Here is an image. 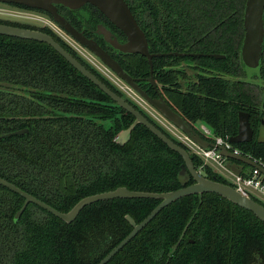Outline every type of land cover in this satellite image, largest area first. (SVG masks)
<instances>
[{
	"label": "trees",
	"instance_id": "obj_1",
	"mask_svg": "<svg viewBox=\"0 0 264 264\" xmlns=\"http://www.w3.org/2000/svg\"><path fill=\"white\" fill-rule=\"evenodd\" d=\"M125 1L152 52L201 54L185 57L193 64L188 75L194 77L193 88L185 85L175 94L188 121L205 123L216 135H233L238 112L249 111L252 125L257 126L258 116H264V89L245 80L240 59L247 0ZM86 7L90 15L98 14ZM0 23L34 29L15 21L0 19ZM38 29L77 56L48 28ZM211 53L226 57L202 55ZM168 59L153 60L161 82L175 75L173 70L164 73ZM124 67L133 76L148 72L147 62L140 56H133ZM261 74L264 78V55ZM133 120L132 114L48 44L0 35V177L61 212L87 195L119 186L151 192L181 187L178 172L182 158L145 126L136 125L126 144L115 142L116 135ZM21 129L27 132L14 133ZM234 147L264 162V143ZM190 157L203 176L230 184L195 154ZM226 166L235 173L251 169L229 159ZM23 202L22 196L0 185V264H97L131 231L125 215L138 223L160 200H100L85 206L70 223L29 203L14 222ZM106 264H264V222L216 193L187 195L161 209Z\"/></svg>",
	"mask_w": 264,
	"mask_h": 264
},
{
	"label": "water",
	"instance_id": "obj_2",
	"mask_svg": "<svg viewBox=\"0 0 264 264\" xmlns=\"http://www.w3.org/2000/svg\"><path fill=\"white\" fill-rule=\"evenodd\" d=\"M0 3H12L23 5L31 9H38L47 12L52 19L69 33L81 45L88 48L96 57H98L104 65H106L120 80L127 84L132 90L137 92L149 104L157 109V111L166 118L170 123L177 127L185 136L194 144L198 145L204 150L213 147L214 144L200 137L193 128L176 114L159 95L158 99H152L148 94L142 90L137 84V79L132 77L114 58H112L105 50H103L96 42L87 39L81 32L74 28L70 22L60 15L57 11V5H62L68 9H77L85 3H89L102 12L108 20L121 30L127 41L125 43H118L115 39H111L110 33L101 29L105 40L116 50L124 53H137L147 58L150 68V78L148 81L155 86L152 78L153 63L152 58L160 55L172 56H194L201 55L198 53H184L172 52L165 54H154L148 50L147 39L144 31L137 23L134 15L132 14L128 4L125 0H0ZM263 15H264V0H247L243 14V29L244 36L240 49V59L243 64L244 70L248 76L256 74L260 76V61L262 57V41H263ZM0 35L10 37H17L21 39L35 40L43 42L51 46L58 54H60L70 65H72L78 72L85 78L91 81L99 90L111 98L118 106L123 108L126 112L133 115V122L125 129L121 130L115 137V142L119 145L126 144L130 138L132 130L136 125L142 124L150 132H152L159 140L166 144L171 150L177 152L183 160V164L178 172V180L181 187L166 192H151L130 190L125 186H119L112 190H107L91 195H87L78 200L67 212H61L46 202L36 198L28 192L20 189L15 184L0 177V185L8 188L9 190L19 194L23 197L24 202L21 208L14 216L16 222L23 210L29 203H33L40 208L50 212L56 217L60 218L66 223L72 222L79 212L87 205L100 200H109L115 198H153L159 199L160 202L140 221L136 222L129 214L125 215V219L132 226L131 231L116 244L97 264H106L110 259L118 253L140 230H142L158 213L161 209L178 200L181 197L198 194L201 196L203 193H216L223 198L229 200L242 208L252 212L258 219L264 222V205L260 204L254 198L242 195L230 184L222 183L214 179L203 176L194 166L193 161L188 151L173 139L168 137L162 130L149 121L142 113H140L133 105L126 101L117 92L112 90L106 85L99 77L87 69L78 59L70 54L63 46L60 45L51 35L36 29L24 28L9 24L0 23ZM208 55L215 59L225 58L226 55L222 53L202 54ZM221 123H224L223 116ZM237 133L230 136L228 141L232 144L249 142L253 135V129L249 122V114L245 111H239L237 115ZM27 129L17 130L15 134L26 133ZM8 135V134H7ZM1 137V136H0ZM259 143H264V118L259 122L258 139ZM219 153L229 160L239 161L250 167L260 169L264 174V168H261L254 160L243 154H236L219 146ZM193 183L187 184L190 180ZM192 219V218H191ZM184 228L186 230L188 224ZM183 231V233H184ZM179 240L171 247L169 256L173 253L182 239Z\"/></svg>",
	"mask_w": 264,
	"mask_h": 264
},
{
	"label": "flooded vegetation",
	"instance_id": "obj_3",
	"mask_svg": "<svg viewBox=\"0 0 264 264\" xmlns=\"http://www.w3.org/2000/svg\"><path fill=\"white\" fill-rule=\"evenodd\" d=\"M127 3V2H126ZM86 6H90L92 8H94L95 10L98 11V14H94L93 16L90 15L91 13L88 11ZM84 7L86 9H84ZM57 11L60 15H62L65 19H67L70 24L76 28L79 32H81L87 39H91L94 42H96L103 50H105L112 58H114L125 70L126 68L124 67V64L130 63L132 61V57L133 56H140L143 57L147 64V58L137 54V53H124L121 51L116 50L115 48H113L104 38V35L101 32V29L108 31L110 33V37L111 39H115L118 43H125L127 41L125 34L119 30L115 25H113L108 18L102 13L100 12L96 7H94L93 5L89 4V3H85L83 6H81L80 8L77 9H68L62 5H57ZM39 12H43L45 13L63 32H65V34H67L71 39H73L77 44H79L81 47H83L84 49L88 50L92 55H94L88 48H86L85 46L81 45L80 43H78L77 40H75L69 33H67L62 27H60L53 19L52 17L45 11H39ZM93 13V11H92ZM94 17V18H93ZM264 23V22H263ZM39 28H45L47 29L48 27L46 26H38ZM39 30V29H36ZM48 31H50L52 34H54V32L48 28ZM41 31V30H40ZM46 33V32H45ZM48 34V33H47ZM145 34V33H144ZM50 35V34H49ZM52 36V35H51ZM146 36V35H145ZM53 37V36H52ZM58 38V40L64 42L61 38H59L58 36H56ZM54 38V37H53ZM55 39V38H54ZM147 39V37H146ZM56 40V39H55ZM57 41V40H56ZM58 42V41H57ZM59 43V42H58ZM262 43H264V27H263V41ZM61 45V44H60ZM66 45V44H65ZM147 45H148V41H147ZM62 46V45H61ZM68 47V46H67ZM69 48V47H68ZM65 49V48H64ZM70 50H72V48H69ZM148 50L150 53H154V54H165V53H172V52H177V51H171V52H152L149 49L148 46ZM73 51V50H72ZM69 52V51H68ZM74 52V51H73ZM70 53V52H69ZM75 53V52H74ZM181 53V52H180ZM184 53H194V52H184ZM71 54V53H70ZM77 55V54H76ZM263 55H264V47H262V57H261V61H260V76H257L256 74H252L251 76H248L245 72V80L247 82H249L250 84H255L257 86H259L260 88L264 89V78L262 77L261 74V66L263 64ZM74 56V55H73ZM78 56V55H77ZM77 56H74L76 59L79 60V58H77ZM196 57V55H194ZM194 56H188V57H194ZM94 57H96L94 55ZM157 57H165V58H171L168 60L164 61V73H169L167 71L169 70H173V72L175 73V75H171L169 76L170 79H167L168 81L166 82H161L159 81V79H157V73L155 72V68H154V58ZM185 56H172V55H160V56H155L152 58V63H153V70H152V78L153 81L155 83V86L152 85L149 81L148 78H150V68H149V64H148V72L147 75L144 74H136L135 76H133L132 74H130L127 70V72L134 78L137 79V84L142 88V90H144L148 96H150L152 99H158L159 95L163 98V100L165 101V103L176 113L178 114L180 117H182V119L184 121H186L192 128L193 130L203 139L207 140L208 142L213 144V140H214V136H221V137H227V139L230 136H234L233 135H216V133L214 132V130L208 126L205 123H197V122H190L188 121L184 115L181 113L180 108L178 106V102L175 98V94L178 93V91L183 90V88H193L194 86V77L188 76L190 74V68L191 66H193L192 62L189 60H186ZM211 57V56H209ZM101 63L102 61L96 57ZM213 58V57H212ZM82 63V59L79 60ZM83 64V63H82ZM103 64V63H102ZM84 65V64H83ZM104 65V64H103ZM243 65V64H242ZM85 66V65H84ZM106 66V65H104ZM86 67V66H85ZM107 67V66H106ZM87 68V67H86ZM108 68V67H107ZM89 69V68H87ZM109 69V68H108ZM244 69V67H243ZM110 70V69H109ZM111 71V70H110ZM212 71H214L212 69ZM112 72V71H111ZM202 74H206L205 72L201 71ZM163 73V74H164ZM207 73H211L210 71H208ZM214 73V72H213ZM214 75V74H212ZM186 81V82H185ZM127 85V84H126ZM128 86V85H127ZM129 87V86H128ZM134 91V90H133ZM135 92V91H134ZM136 94H138L137 92H135ZM119 94V93H118ZM122 94V93H121ZM121 94H119L120 96H122ZM139 95V94H138ZM140 96V95H139ZM126 101H130L129 103L131 104V100H127L126 97L122 96ZM141 97V96H140ZM143 99V101H145L148 105H150L154 110H156L157 113H159L157 111V109L155 107H153L151 104H149L143 97H141ZM133 103V102H132ZM135 104V103H133ZM131 104V105H133ZM134 106V105H133ZM140 113H142L149 121H152V123L154 125H156L160 130H162L163 132L165 131L159 124H157L145 111H143L141 108H139L136 104L134 106ZM249 114V122L250 125L253 129V135L252 138L249 142H245V143H251L254 141H257L258 139V127H259V122L262 118H264V116H258V123L257 126H253V119H251V116H253L249 111H245ZM160 114V113H159ZM161 115V114H160ZM238 115V114H237ZM162 116V115H161ZM163 117V116H162ZM164 118V117H163ZM224 118V117H223ZM151 119V120H150ZM166 119V118H164ZM167 120V119H166ZM168 121V120H167ZM221 121V120H220ZM169 122V121H168ZM170 123V122H169ZM172 126H174L172 123H170ZM222 124V123H221ZM224 124V123H223ZM222 124V125H223ZM142 125V124H139ZM175 127V126H174ZM202 127H205L206 129L209 130V134H205L202 130ZM176 129H178L177 127H175ZM238 128V126H237ZM179 130V129H178ZM180 131V130H179ZM166 132V131H165ZM164 132V133H165ZM181 132V131H180ZM167 133V134H166ZM165 134L170 137L171 139H173L175 142L179 143L182 147H184L186 150L187 148L185 147V145L183 144V142L176 140L171 134H169L168 132H166ZM183 134V133H182ZM185 135V134H184ZM186 137V136H185ZM258 142V141H257ZM259 143V142H258ZM232 144V143H231ZM240 144V143H238ZM233 146L235 144H232ZM188 151V150H187ZM189 153V151H188ZM190 154V153H189ZM199 171V170H198ZM200 172V171H199Z\"/></svg>",
	"mask_w": 264,
	"mask_h": 264
},
{
	"label": "rangeland",
	"instance_id": "obj_4",
	"mask_svg": "<svg viewBox=\"0 0 264 264\" xmlns=\"http://www.w3.org/2000/svg\"><path fill=\"white\" fill-rule=\"evenodd\" d=\"M0 19L5 21H15L22 24H28L34 29L38 26H46L50 28L55 36L61 38L69 48L78 55L80 59L86 62L94 70H96L102 77L107 79L115 88H117L124 97L131 100L139 108L145 111L157 124H159L166 132L171 134L176 140L183 142L189 153H193L195 149L192 142L185 137L182 132L172 126L166 119L156 112L150 105L136 94L130 87H128L122 80H120L113 72L104 66L94 55L88 50L81 47L73 39H71L65 32H63L45 13L36 10L24 9L18 6L10 5L8 3H0ZM206 162L212 171L220 174L227 180L231 175L223 166L218 165L212 160H203ZM229 178V179H228ZM256 199L264 203V198L261 196H254Z\"/></svg>",
	"mask_w": 264,
	"mask_h": 264
},
{
	"label": "built area",
	"instance_id": "obj_5",
	"mask_svg": "<svg viewBox=\"0 0 264 264\" xmlns=\"http://www.w3.org/2000/svg\"><path fill=\"white\" fill-rule=\"evenodd\" d=\"M202 130L205 134H209V130L205 127H202ZM192 144L195 147V149L193 150V154H195L202 160L203 165H206V162H204L203 160H212L218 165L223 166L228 172H230L231 177L230 179L228 178V181L234 189L247 197L255 198L254 196H261L264 198V174L260 171V169L251 167V169L246 173H235L226 166L227 158L219 153V146H223L227 150L236 154H241L240 150L238 148H235L228 141L227 137L214 136V146L210 147L207 150L202 149L193 142ZM254 161L261 168H264V162L256 160Z\"/></svg>",
	"mask_w": 264,
	"mask_h": 264
}]
</instances>
